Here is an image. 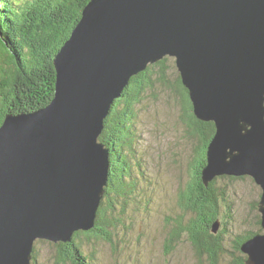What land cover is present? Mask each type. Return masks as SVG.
<instances>
[{
    "label": "water",
    "instance_id": "1",
    "mask_svg": "<svg viewBox=\"0 0 264 264\" xmlns=\"http://www.w3.org/2000/svg\"><path fill=\"white\" fill-rule=\"evenodd\" d=\"M166 57L216 126L205 184L252 178L264 226V0H91L55 59L54 99L0 128V264H33L38 242L95 227L111 167L105 121L133 76ZM242 251L264 264V234Z\"/></svg>",
    "mask_w": 264,
    "mask_h": 264
},
{
    "label": "trees",
    "instance_id": "2",
    "mask_svg": "<svg viewBox=\"0 0 264 264\" xmlns=\"http://www.w3.org/2000/svg\"><path fill=\"white\" fill-rule=\"evenodd\" d=\"M90 1L0 0V128L8 115L37 111L47 107L54 99L57 80L55 59L71 37ZM174 60L172 57H166L133 76L123 96L112 105L99 141L110 149L112 160L106 196L115 194L116 198L109 200L106 207L103 200L94 228L76 232L70 242H52L57 246L55 249L57 259L54 264H91V257L89 259L81 251L83 243L92 241L98 244L97 240L102 243L112 241L115 226L113 220L107 217V213L109 211L113 213L115 206L116 208L120 206V199L129 194L128 188L133 190L138 185L136 180L138 175H133L134 165L130 158L136 153L133 108L142 102L147 93L155 91V83H161L174 93L180 94L183 120L189 127L191 137L199 141L196 158L192 163V181L187 190L179 191L177 194L178 206L184 213H190L191 217L185 226L181 225L175 230L168 244L177 242L182 235H187L199 260L207 257L208 264H218L220 253L224 252L222 241L228 232L227 227L221 229L220 226L219 232L214 233L213 227L217 221L222 225L221 218L225 217L221 207L229 202L226 190L223 194H218V179L223 178L233 185L241 180L255 181L250 177L223 176L215 178L208 185L205 184L203 170L208 164V150L215 136L216 126L214 122H206L197 117L190 92L183 84L179 71L173 80L169 78L171 72L178 70ZM137 167L139 175L146 177L139 160ZM228 195L233 198L232 194ZM259 199L261 200V196ZM260 200H255L252 205L256 212L257 229L234 238L230 264H248V256L242 251L244 242L256 235L264 234ZM120 208V214L126 211L125 208ZM228 208L231 210V207ZM230 213L231 211L228 218H231ZM112 218L117 219L114 214ZM224 225H227V221ZM46 242L51 241L42 240L38 243ZM36 245L33 263L38 259ZM173 247L168 246L170 250ZM93 248V251L97 250L96 246Z\"/></svg>",
    "mask_w": 264,
    "mask_h": 264
},
{
    "label": "rangeland",
    "instance_id": "3",
    "mask_svg": "<svg viewBox=\"0 0 264 264\" xmlns=\"http://www.w3.org/2000/svg\"><path fill=\"white\" fill-rule=\"evenodd\" d=\"M178 71L171 72L169 78L173 80ZM155 85V91L147 93L142 102L133 108L136 153L130 158L134 165L133 175H138V185L133 190L128 188L129 194L120 199L115 213H107L115 226L112 241L102 243L97 240L98 244L82 242L81 251L89 259L91 257V264H208L207 257L202 261L198 259L187 235L168 244L175 230L181 225L185 226L191 217L190 213H184L178 206L177 194L187 190L192 181V163L199 141L191 137L189 127L183 120L180 94L161 83ZM137 160L142 164L146 177L139 175ZM109 172L111 176L112 166ZM217 187L218 194L226 190V193L233 195L232 198L227 194L229 202L221 207L225 217L221 218V229L227 227L228 234L222 241L224 252L221 251L218 262L230 264L234 238L257 229L256 212L252 205L255 200H260L262 189L250 179L233 185L220 178ZM106 197L105 194L104 207L109 205V200L116 198L115 194ZM120 207L126 211L120 214ZM230 211L231 218H228ZM113 214L117 219L112 218ZM39 243L36 245L38 259L33 264H54L57 259L55 242ZM171 245L174 247L170 250L168 246ZM93 246L97 247L96 251H93Z\"/></svg>",
    "mask_w": 264,
    "mask_h": 264
},
{
    "label": "bare ground",
    "instance_id": "4",
    "mask_svg": "<svg viewBox=\"0 0 264 264\" xmlns=\"http://www.w3.org/2000/svg\"><path fill=\"white\" fill-rule=\"evenodd\" d=\"M17 2V1H16ZM261 219H262V227H264L263 226V215L261 214ZM248 241V240H247Z\"/></svg>",
    "mask_w": 264,
    "mask_h": 264
}]
</instances>
